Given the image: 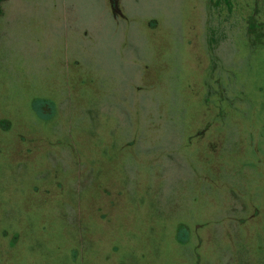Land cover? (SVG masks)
Here are the masks:
<instances>
[{"label": "rangeland", "instance_id": "374dc122", "mask_svg": "<svg viewBox=\"0 0 264 264\" xmlns=\"http://www.w3.org/2000/svg\"><path fill=\"white\" fill-rule=\"evenodd\" d=\"M114 1L0 0V264H264V0Z\"/></svg>", "mask_w": 264, "mask_h": 264}, {"label": "flooded vegetation", "instance_id": "af4514ba", "mask_svg": "<svg viewBox=\"0 0 264 264\" xmlns=\"http://www.w3.org/2000/svg\"><path fill=\"white\" fill-rule=\"evenodd\" d=\"M114 1V0H113ZM114 2H117L116 0L114 1ZM114 4V3H113ZM116 4V3H115ZM115 8V10H118V8H116V6L114 7Z\"/></svg>", "mask_w": 264, "mask_h": 264}, {"label": "trees", "instance_id": "16d2710c", "mask_svg": "<svg viewBox=\"0 0 264 264\" xmlns=\"http://www.w3.org/2000/svg\"><path fill=\"white\" fill-rule=\"evenodd\" d=\"M226 1H228V0H226Z\"/></svg>", "mask_w": 264, "mask_h": 264}]
</instances>
